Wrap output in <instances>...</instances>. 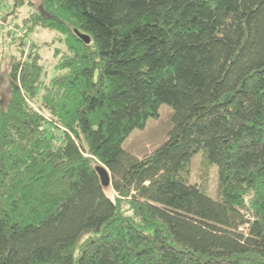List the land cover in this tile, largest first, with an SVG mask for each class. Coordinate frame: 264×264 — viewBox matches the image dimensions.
<instances>
[{
    "label": "trees",
    "instance_id": "trees-1",
    "mask_svg": "<svg viewBox=\"0 0 264 264\" xmlns=\"http://www.w3.org/2000/svg\"><path fill=\"white\" fill-rule=\"evenodd\" d=\"M221 3L15 0L27 31L3 30L18 55L0 75V264H264V0H232L225 23ZM32 27L63 36L51 76ZM162 104L165 140L125 150ZM199 153L215 197L190 180Z\"/></svg>",
    "mask_w": 264,
    "mask_h": 264
},
{
    "label": "rangeland",
    "instance_id": "rangeland-1",
    "mask_svg": "<svg viewBox=\"0 0 264 264\" xmlns=\"http://www.w3.org/2000/svg\"><path fill=\"white\" fill-rule=\"evenodd\" d=\"M14 2L15 0H3V6L0 10V75H5V69L11 56L18 55L16 43L13 42L14 39L4 35L3 30L9 31L13 37H21L25 31H27L25 25L24 28H16L14 26L16 22L21 23L27 13L25 6H17L18 10L15 11L17 14L14 13L11 15L10 12L14 6ZM231 5L232 0H222L221 10H223L220 18L224 23L227 22L230 16L231 9L229 8H231ZM30 30V38L28 37L26 40L28 43L34 41L38 44L40 63L44 69H47L48 76H51L55 72L54 66L58 60V56L55 57L54 55L55 47H59L58 50L60 52L65 51L63 36L58 33L54 35L52 31L41 27H32ZM19 34H21V36ZM29 49L30 47L26 46L23 55L24 58L27 52H29ZM195 87H197V84L194 85V83H192V89ZM171 110L170 106L162 104L159 108L158 116L149 119L143 129L133 130L122 144L123 148L141 158L161 144L165 140L167 132L171 127ZM201 159V153L195 155L191 159L189 166L190 180L192 182L202 183L204 178H206L205 186H207V191L212 197H215L217 192L216 169L212 167L206 174V170L201 164ZM108 194L112 196V191H108ZM123 207L126 209L125 204Z\"/></svg>",
    "mask_w": 264,
    "mask_h": 264
},
{
    "label": "water",
    "instance_id": "water-1",
    "mask_svg": "<svg viewBox=\"0 0 264 264\" xmlns=\"http://www.w3.org/2000/svg\"><path fill=\"white\" fill-rule=\"evenodd\" d=\"M74 33L77 35L78 38H80L84 43L88 44L90 42V37L87 34H83L79 32L78 30H75ZM95 171L97 172L100 182L103 187H107L110 185V174L106 167L102 165H96Z\"/></svg>",
    "mask_w": 264,
    "mask_h": 264
},
{
    "label": "built area",
    "instance_id": "built-area-1",
    "mask_svg": "<svg viewBox=\"0 0 264 264\" xmlns=\"http://www.w3.org/2000/svg\"><path fill=\"white\" fill-rule=\"evenodd\" d=\"M2 6H3V0H0V10H1Z\"/></svg>",
    "mask_w": 264,
    "mask_h": 264
}]
</instances>
